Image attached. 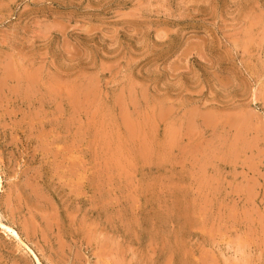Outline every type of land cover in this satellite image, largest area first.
Segmentation results:
<instances>
[{
  "label": "rangeland",
  "instance_id": "374dc122",
  "mask_svg": "<svg viewBox=\"0 0 264 264\" xmlns=\"http://www.w3.org/2000/svg\"><path fill=\"white\" fill-rule=\"evenodd\" d=\"M0 222V264H264V0H0Z\"/></svg>",
  "mask_w": 264,
  "mask_h": 264
},
{
  "label": "bare ground",
  "instance_id": "6f19581e",
  "mask_svg": "<svg viewBox=\"0 0 264 264\" xmlns=\"http://www.w3.org/2000/svg\"><path fill=\"white\" fill-rule=\"evenodd\" d=\"M6 66V65H5ZM6 71V70H5ZM7 74V73H6ZM10 74V73H9ZM23 90H21V92H22ZM23 92H25V91H23ZM26 94H28V93H26ZM25 96V95H24ZM76 109V108H75ZM36 195V194H35ZM41 198H43V195H42V197ZM47 199V198H46ZM3 219V218H2ZM21 224V223H20ZM22 225V224H21ZM0 227L3 229V231L7 234V235H9L12 239H15L16 241H18V242H20L21 243V245H22V242H23V240H22V238H21V236L18 234V232H17V230L12 226V224L10 225H7V224H4V223H1L0 222ZM31 227V226H30ZM46 228H48V227H46ZM32 229V228H31ZM25 231V230H24ZM22 247V246H21ZM26 247V246H25ZM30 250V249H29ZM28 250V251H29ZM32 250V249H31ZM32 252V251H31ZM34 252V251H33ZM32 252V253H33ZM28 253V252H27ZM35 253V252H34ZM33 253V254H34ZM30 254V253H29ZM34 258H35V261H36V263L37 264H42L41 263V261L39 260V258L34 254ZM207 258V257H206Z\"/></svg>",
  "mask_w": 264,
  "mask_h": 264
}]
</instances>
